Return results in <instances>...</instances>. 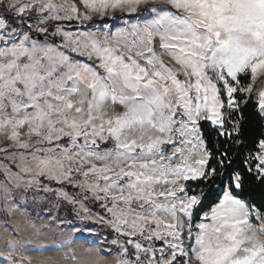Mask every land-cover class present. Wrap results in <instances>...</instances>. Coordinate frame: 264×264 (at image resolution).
<instances>
[{"label":"snow or ice","instance_id":"6c2138e0","mask_svg":"<svg viewBox=\"0 0 264 264\" xmlns=\"http://www.w3.org/2000/svg\"><path fill=\"white\" fill-rule=\"evenodd\" d=\"M258 79L264 0H0V212L39 233L5 224L0 264H32L65 207V264H264V203L243 195L264 134L249 146L237 118L264 113Z\"/></svg>","mask_w":264,"mask_h":264},{"label":"trees","instance_id":"16d2710c","mask_svg":"<svg viewBox=\"0 0 264 264\" xmlns=\"http://www.w3.org/2000/svg\"><path fill=\"white\" fill-rule=\"evenodd\" d=\"M241 107L243 108V112L237 118L242 122V135L245 138L247 144L251 146V144L261 136V134H264V119L259 116L258 108L255 106V102L249 103L246 107L241 105ZM205 132L209 140L210 147L214 144L215 148H220L221 145L215 141V133L209 130L207 128V125H205ZM220 140H223V137H220ZM239 152L240 150L237 149L232 153V168L237 171L244 172V157L240 155ZM218 158L219 157H217V159ZM215 186L222 187L219 179L212 185L202 186L204 188V192L207 193L206 199L204 201L203 211H208L212 206H214V203L217 201V197L221 196L220 192L214 189ZM244 186L245 187L243 195L245 199H248L250 201L255 200L257 203H264V187L259 185L257 180L252 179L251 176L245 174ZM45 215H47V213H45ZM69 215L70 212L67 207L53 209L52 219H50L49 223L55 224L56 226L60 225L59 221L56 220V217L59 216L61 219H63L64 217H67ZM0 222L4 227L5 224H7V227L11 228V225L9 223V216H5L2 212H0ZM77 222L80 223V221ZM92 227H97L99 229V238L106 235L107 230L102 228L101 226Z\"/></svg>","mask_w":264,"mask_h":264},{"label":"rangeland","instance_id":"374dc122","mask_svg":"<svg viewBox=\"0 0 264 264\" xmlns=\"http://www.w3.org/2000/svg\"><path fill=\"white\" fill-rule=\"evenodd\" d=\"M123 15L119 11H116L115 13H111L108 17H104V20H107L109 24L111 23H118V21H113L112 17H120ZM95 20L97 23H102V19L100 17H95ZM165 60H167V57H164ZM262 87H264V80L258 79L255 82L254 85V94L260 90ZM6 141L3 140V137H0V146L5 144ZM215 190L219 191L221 194V187L215 186ZM95 211V210H94ZM9 216V223L11 225L10 229H16L17 231L20 232L22 240H28V239H33L36 236L39 235L38 232L34 231L32 228V225L29 223V219L25 215L23 211L17 212L15 214H10ZM50 219H52V216L49 217L47 220L44 221L45 224H48L50 222ZM43 225H37V228L42 227ZM92 226H99L93 224ZM96 232L98 233V228L93 227ZM61 226L57 225L55 227H52L48 230L47 233H44L43 235L45 236V239L41 241L42 249L43 251L40 254H36L33 257L32 264H42L44 261L51 260L53 261V264H65L64 258L66 256V253L64 251H57L54 252L52 249H54L59 241L63 239L67 233L62 232ZM9 238V232L5 231V227L2 225L0 222V256H6L7 250L5 247L6 241ZM104 237H100V240L102 241ZM77 254H82L84 252V247L77 246L75 249ZM18 254L22 255L23 252L21 249H18ZM19 255L14 257V260L16 264H19Z\"/></svg>","mask_w":264,"mask_h":264},{"label":"water","instance_id":"95a60500","mask_svg":"<svg viewBox=\"0 0 264 264\" xmlns=\"http://www.w3.org/2000/svg\"><path fill=\"white\" fill-rule=\"evenodd\" d=\"M258 114L260 117H262L264 119V113H259V110H258Z\"/></svg>","mask_w":264,"mask_h":264}]
</instances>
